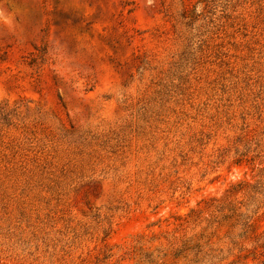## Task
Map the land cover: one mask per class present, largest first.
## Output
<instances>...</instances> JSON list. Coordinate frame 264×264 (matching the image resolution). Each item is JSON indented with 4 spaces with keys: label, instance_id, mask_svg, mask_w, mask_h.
I'll return each instance as SVG.
<instances>
[{
    "label": "rangeland",
    "instance_id": "374dc122",
    "mask_svg": "<svg viewBox=\"0 0 264 264\" xmlns=\"http://www.w3.org/2000/svg\"><path fill=\"white\" fill-rule=\"evenodd\" d=\"M219 10L0 0V264H264V0Z\"/></svg>",
    "mask_w": 264,
    "mask_h": 264
},
{
    "label": "trees",
    "instance_id": "16d2710c",
    "mask_svg": "<svg viewBox=\"0 0 264 264\" xmlns=\"http://www.w3.org/2000/svg\"><path fill=\"white\" fill-rule=\"evenodd\" d=\"M200 2L203 3L204 13L212 14V12L215 11L217 8H220L219 11L223 13L226 10V6L229 4L230 0H200ZM242 186L243 184H238L228 189L226 194L224 195L225 197H224L223 202L213 200L217 204V205L216 204L214 205V208H216V210L221 211V209L223 208H229V212H230L229 215H223L220 217V219H238L240 217V214L237 212V209L231 205L229 199ZM194 213L195 211L190 210V212L186 214V217H191V215H193ZM214 219H217V218H214ZM249 219H252V218H249Z\"/></svg>",
    "mask_w": 264,
    "mask_h": 264
}]
</instances>
